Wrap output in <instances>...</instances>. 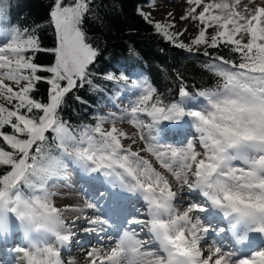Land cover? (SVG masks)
<instances>
[{"label":"snow or ice","instance_id":"obj_1","mask_svg":"<svg viewBox=\"0 0 264 264\" xmlns=\"http://www.w3.org/2000/svg\"><path fill=\"white\" fill-rule=\"evenodd\" d=\"M241 4L186 0L180 29L171 11L162 23L137 7L156 35L203 57L213 81L178 73L171 96L143 74L94 78L102 51L86 24L102 22L103 0H51L42 22L0 29V247L21 240L11 264H76L74 246L86 264H264V6ZM9 7L0 0V23ZM86 87L119 115L64 119ZM125 94L134 99L120 109ZM71 172L85 181L82 203L59 206Z\"/></svg>","mask_w":264,"mask_h":264},{"label":"trees","instance_id":"obj_2","mask_svg":"<svg viewBox=\"0 0 264 264\" xmlns=\"http://www.w3.org/2000/svg\"><path fill=\"white\" fill-rule=\"evenodd\" d=\"M153 1L145 3L144 0H103L104 7L100 12L102 22L87 18L86 30L89 37L102 51L93 68L94 78L98 79L100 74L112 71L126 72L133 77L143 74L158 92L165 96H171L172 91L175 90V77L178 73L186 77L189 83L195 82L197 86L210 87L213 81L200 64L204 58L173 47L156 35L153 28L137 14V7L144 9L152 5ZM9 2L7 20L0 23V29L10 26L23 29L42 22L46 18L51 0H9ZM96 3H101V0H96ZM40 35L44 46H52L50 32L42 31ZM4 39L0 36V43ZM130 49L139 53V57L130 58ZM224 54L229 55L226 51ZM49 60L47 54H40L38 58V62L44 64ZM43 91L44 86L41 85V93ZM74 95H80L86 103L77 102L73 99ZM110 95L111 93H105V96ZM131 98L134 97L125 94L116 103L127 104ZM104 104V97L95 95L87 87L76 89L67 97V105L62 116L74 126L94 123L97 112L110 113L117 110L111 106L105 107Z\"/></svg>","mask_w":264,"mask_h":264},{"label":"rangeland","instance_id":"obj_3","mask_svg":"<svg viewBox=\"0 0 264 264\" xmlns=\"http://www.w3.org/2000/svg\"><path fill=\"white\" fill-rule=\"evenodd\" d=\"M248 3L249 0H242L241 7H243V5ZM249 6L250 7L264 6V0H254V4ZM185 8H186V0H154L153 4L150 5L149 7H145L143 11L151 13L152 19L154 21H160L162 23H164L166 19L168 20L171 19L170 17H166V13L168 11H171L174 14L177 22V29H180L185 26L184 23L180 22L179 20V17L183 14ZM194 34H195L194 29L189 27L188 32L185 33L183 36H181L180 40H182L185 43H188L193 38ZM127 104L122 103L119 105V108L120 109L126 108ZM111 112H117V114L119 115L118 110H114ZM117 126L120 127L122 130L128 132L129 135H131L135 131V129L126 120L118 122ZM105 127H110V124L105 125ZM174 140L175 137L170 136L165 142L173 143ZM128 143H130V141H128ZM70 174H71V177L69 179L70 187L60 189L62 195L55 198V203L59 206H63L64 204L79 205L82 203L81 195L78 193L77 190L83 185L81 181L83 180V178L79 172H71ZM16 238L14 240H16ZM14 240L11 241V243L8 246L0 247V264H11V255H10L11 249L17 246H21V240L16 245L13 244ZM91 243L95 245L96 241L93 240ZM74 249L77 250L76 252L81 251V249L79 248H74ZM81 260L83 261V259ZM83 264H86V261Z\"/></svg>","mask_w":264,"mask_h":264},{"label":"bare ground","instance_id":"obj_4","mask_svg":"<svg viewBox=\"0 0 264 264\" xmlns=\"http://www.w3.org/2000/svg\"><path fill=\"white\" fill-rule=\"evenodd\" d=\"M82 181V184H84L85 183V181L84 180H81ZM136 207L137 208H141L142 210L141 211H143V207H144V202L143 201H137L136 202ZM74 248H75V246H74ZM77 250L76 249H74V258H75V260H76V264H83V263H85V261L83 260H81V257H80V255H79V253L81 252H76Z\"/></svg>","mask_w":264,"mask_h":264}]
</instances>
